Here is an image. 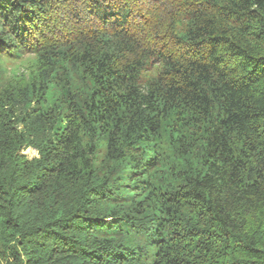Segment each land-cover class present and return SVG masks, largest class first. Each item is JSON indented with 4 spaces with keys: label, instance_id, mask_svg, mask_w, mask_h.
I'll return each mask as SVG.
<instances>
[{
    "label": "trees",
    "instance_id": "16d2710c",
    "mask_svg": "<svg viewBox=\"0 0 264 264\" xmlns=\"http://www.w3.org/2000/svg\"><path fill=\"white\" fill-rule=\"evenodd\" d=\"M0 264H264V0H0Z\"/></svg>",
    "mask_w": 264,
    "mask_h": 264
},
{
    "label": "rangeland",
    "instance_id": "374dc122",
    "mask_svg": "<svg viewBox=\"0 0 264 264\" xmlns=\"http://www.w3.org/2000/svg\"><path fill=\"white\" fill-rule=\"evenodd\" d=\"M7 65L10 67V68H13V67H15L19 62H17V61H14V60H7ZM25 153L27 154V155H29L30 157H33V156H36L38 153H37V151L35 150V149H33V148H29V149H27L26 151H25Z\"/></svg>",
    "mask_w": 264,
    "mask_h": 264
}]
</instances>
